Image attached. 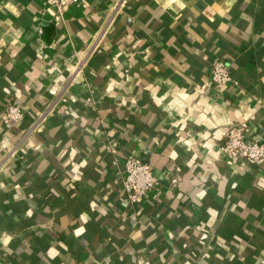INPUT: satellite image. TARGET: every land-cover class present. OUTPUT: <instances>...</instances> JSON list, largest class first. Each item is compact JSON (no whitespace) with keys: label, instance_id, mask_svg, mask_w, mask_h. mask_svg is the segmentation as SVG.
I'll list each match as a JSON object with an SVG mask.
<instances>
[{"label":"crops","instance_id":"obj_1","mask_svg":"<svg viewBox=\"0 0 264 264\" xmlns=\"http://www.w3.org/2000/svg\"><path fill=\"white\" fill-rule=\"evenodd\" d=\"M113 2L85 0L54 23L46 0H0V159L102 33L0 169V264H264V164L219 151L239 122L264 143V0H127L108 21ZM214 59L236 84L214 89ZM10 104L24 118L8 127ZM127 155H148L158 180L133 207Z\"/></svg>","mask_w":264,"mask_h":264},{"label":"built area","instance_id":"obj_2","mask_svg":"<svg viewBox=\"0 0 264 264\" xmlns=\"http://www.w3.org/2000/svg\"><path fill=\"white\" fill-rule=\"evenodd\" d=\"M127 0H114L108 12V21L117 15L125 6ZM85 6V0H46L43 12L47 13L54 23H60L63 20V14L69 6ZM102 33L98 34L83 50L75 57V60L66 66V74L63 84L59 90L53 94L50 104L38 112L31 124L22 130L20 138L9 147L0 159V169L9 159L18 153V148L22 142L34 132L43 128L49 115L61 100L66 88L74 83L83 73L86 64L92 54L97 50ZM209 79L215 90L222 89L227 84H236L232 78L228 64L221 59H214L210 64ZM24 112L17 106L7 105L4 110L2 123L5 126H14L23 121ZM247 123L239 122L227 126L223 140L219 146L220 153L229 162L245 163L259 166L264 164V143L249 140L246 137ZM109 152L112 155L116 153V146L111 144ZM149 153L148 155H150ZM147 156L127 155L123 161L124 174L121 179L123 188L122 203L127 207H133L143 202L147 194L154 191L158 185L157 178L153 175L152 166ZM114 161V160H113ZM131 264H151L135 255L130 256Z\"/></svg>","mask_w":264,"mask_h":264},{"label":"trees","instance_id":"obj_3","mask_svg":"<svg viewBox=\"0 0 264 264\" xmlns=\"http://www.w3.org/2000/svg\"><path fill=\"white\" fill-rule=\"evenodd\" d=\"M192 259H198L196 256H194V255H191L190 256ZM201 258V257H200Z\"/></svg>","mask_w":264,"mask_h":264}]
</instances>
